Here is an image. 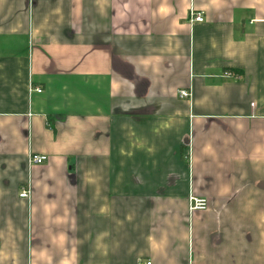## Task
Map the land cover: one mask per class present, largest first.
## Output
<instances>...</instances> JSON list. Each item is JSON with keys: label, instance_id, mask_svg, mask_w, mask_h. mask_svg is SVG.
I'll use <instances>...</instances> for the list:
<instances>
[{"label": "crops", "instance_id": "1", "mask_svg": "<svg viewBox=\"0 0 264 264\" xmlns=\"http://www.w3.org/2000/svg\"><path fill=\"white\" fill-rule=\"evenodd\" d=\"M148 262L264 264V0H0V264Z\"/></svg>", "mask_w": 264, "mask_h": 264}, {"label": "built area", "instance_id": "2", "mask_svg": "<svg viewBox=\"0 0 264 264\" xmlns=\"http://www.w3.org/2000/svg\"><path fill=\"white\" fill-rule=\"evenodd\" d=\"M191 24H203L206 22V18L204 13L202 12H197L192 10L190 12V19H189ZM232 76V75H231ZM233 77V76H232ZM39 93H41L42 91L38 90ZM178 95L181 99H190L192 96L191 91H187V90H181L178 92ZM48 156L46 155H31L30 156V165L31 166H36V165H42L44 163H46L48 161ZM31 195V191L28 188L23 189L22 193H21V197L24 199H28L30 198ZM209 208V201L205 198H198V197H192L190 199V211L191 212H203V211H207ZM146 264H151V262H148Z\"/></svg>", "mask_w": 264, "mask_h": 264}]
</instances>
